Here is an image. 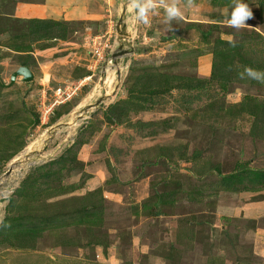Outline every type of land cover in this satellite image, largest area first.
Wrapping results in <instances>:
<instances>
[{
    "label": "rangeland",
    "instance_id": "obj_1",
    "mask_svg": "<svg viewBox=\"0 0 264 264\" xmlns=\"http://www.w3.org/2000/svg\"><path fill=\"white\" fill-rule=\"evenodd\" d=\"M4 1L0 264H264V0L239 29L233 0Z\"/></svg>",
    "mask_w": 264,
    "mask_h": 264
},
{
    "label": "clouds",
    "instance_id": "obj_2",
    "mask_svg": "<svg viewBox=\"0 0 264 264\" xmlns=\"http://www.w3.org/2000/svg\"><path fill=\"white\" fill-rule=\"evenodd\" d=\"M161 3L164 8L166 22L170 23L182 17L183 13L175 0H173L172 3H163V0H161ZM131 8L135 21L149 24V13L156 10V3L155 0H131ZM226 14L228 16L229 25L237 29L245 26L246 20L252 18L250 8L243 0H233L231 9L230 11L226 10ZM245 76L258 82H264V71L246 67L241 74V79Z\"/></svg>",
    "mask_w": 264,
    "mask_h": 264
},
{
    "label": "crops",
    "instance_id": "obj_3",
    "mask_svg": "<svg viewBox=\"0 0 264 264\" xmlns=\"http://www.w3.org/2000/svg\"><path fill=\"white\" fill-rule=\"evenodd\" d=\"M4 2L11 3L13 5L11 14L8 15L14 19H26V20H48L50 19V15H53L56 12L59 18L63 17L64 21H68L67 19H72L74 16L68 15V6L72 9L73 5L74 11L79 13L82 11L81 17L79 19H86L89 16V8L86 7V3L84 0H72L73 3H66L63 0L55 1V0H39V3H35L34 0H6ZM59 3V4H57ZM60 8V10H59ZM57 9V10H56ZM62 14V15H61ZM62 19V18H61ZM77 19V18H75Z\"/></svg>",
    "mask_w": 264,
    "mask_h": 264
},
{
    "label": "water",
    "instance_id": "obj_4",
    "mask_svg": "<svg viewBox=\"0 0 264 264\" xmlns=\"http://www.w3.org/2000/svg\"><path fill=\"white\" fill-rule=\"evenodd\" d=\"M17 78H21V81L25 83V82H30L31 80H33L34 77L32 72L28 68L20 67L11 75L10 85L15 83Z\"/></svg>",
    "mask_w": 264,
    "mask_h": 264
},
{
    "label": "trees",
    "instance_id": "obj_5",
    "mask_svg": "<svg viewBox=\"0 0 264 264\" xmlns=\"http://www.w3.org/2000/svg\"><path fill=\"white\" fill-rule=\"evenodd\" d=\"M259 5H260L261 7H264V3H260Z\"/></svg>",
    "mask_w": 264,
    "mask_h": 264
}]
</instances>
